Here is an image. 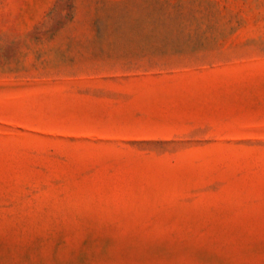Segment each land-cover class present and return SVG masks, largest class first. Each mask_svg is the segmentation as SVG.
Here are the masks:
<instances>
[{
  "label": "rangeland",
  "instance_id": "1",
  "mask_svg": "<svg viewBox=\"0 0 264 264\" xmlns=\"http://www.w3.org/2000/svg\"><path fill=\"white\" fill-rule=\"evenodd\" d=\"M0 264H264V0H0Z\"/></svg>",
  "mask_w": 264,
  "mask_h": 264
}]
</instances>
